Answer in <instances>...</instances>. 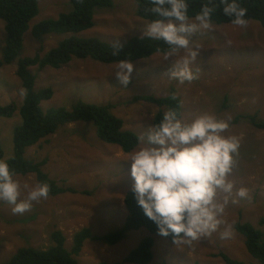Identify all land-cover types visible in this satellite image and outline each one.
Segmentation results:
<instances>
[{"label": "rangeland", "instance_id": "374dc122", "mask_svg": "<svg viewBox=\"0 0 264 264\" xmlns=\"http://www.w3.org/2000/svg\"><path fill=\"white\" fill-rule=\"evenodd\" d=\"M113 2L112 8L97 9L93 28L75 35L116 45L141 37L149 21L137 15L136 1ZM72 10L70 0H40L39 14L30 25L57 19ZM71 35L74 34H52L36 39L30 30L24 36L20 58L37 54L44 57ZM5 39V24L0 19V59ZM191 39L201 47L198 60L192 66L198 71V79L191 83L180 84L171 79L168 74L171 61L159 53L134 63L136 68L127 86L115 78L118 63L106 65L90 58L74 57L60 69L30 68L36 75V91L49 87L54 91L50 100L42 102L44 110L58 107L71 110L78 101L112 105L113 113L124 121V129L140 136L154 124L160 107L135 101V97L164 98L174 90L182 101L183 120L191 121L211 113L229 121L226 135L240 139L230 179L236 189L246 188L248 195L233 196L225 206L224 223L216 233L191 245L175 244L165 237L152 235L145 228L129 232L116 245L90 239L76 257L79 264L122 262L147 236L155 239L151 264H226L222 258L215 257L220 253L240 264H257L235 226L250 222L264 233V131L246 121L235 120L240 115H257L264 120V28L257 21H248L245 27L212 23L211 28L198 31ZM17 62L0 68L1 105L15 102L20 107L24 102L25 91L16 74ZM21 122L19 111L12 118L0 117L3 160L14 156L13 131ZM132 152L125 153L120 146L102 141L94 123L83 121L66 124L54 135L28 148L27 158L34 161L47 158L44 171L61 187L76 192L33 202L23 214H14L11 205L0 201V264L8 263L19 248L51 247L54 244L51 235L56 230L64 233L65 247L71 250L74 234L85 227L97 237L120 229L128 215L124 199L133 186L128 162ZM14 179L21 187L20 199L26 198L28 190L37 185L34 174L16 175ZM223 196V193L218 196L221 202ZM229 225L231 235L222 238L221 233Z\"/></svg>", "mask_w": 264, "mask_h": 264}, {"label": "trees", "instance_id": "16d2710c", "mask_svg": "<svg viewBox=\"0 0 264 264\" xmlns=\"http://www.w3.org/2000/svg\"><path fill=\"white\" fill-rule=\"evenodd\" d=\"M40 0H0V19L5 24L6 39L2 49L0 68L18 60L16 74L22 82L25 91L24 102L19 107L15 102L8 105L0 104V117L12 118L19 111L22 122L13 131L14 156L7 160L13 176H36L37 184L47 183L50 186L49 196H58L64 193H75L72 188L58 185L43 169L48 159L34 161L26 157L27 149L39 144L45 138L54 135L66 124L79 121L92 122L96 126L99 139L109 144L118 145L123 152L130 153L136 149L139 136L130 130L124 129V121L113 113L112 105H95L78 101L71 110L64 107L44 110L42 102L50 100L54 91L52 88L35 90L36 75L30 68L40 70L46 67L60 69L69 64L72 59H93L100 63L111 65L120 60H130L135 63L148 59L155 54H163L167 45L163 41H153L147 38L133 37L123 44H109L98 38H81L79 34L95 26L97 9L112 8L113 0H70L72 11L62 13L57 19H47L31 27V21L39 14ZM137 15L147 21L156 17L151 13L150 0H135ZM242 7L247 8V22L257 21L264 28V0H238ZM204 3L215 6L212 23L217 25L232 24L231 19L224 15L220 0H188L189 16L194 17ZM36 39H42L52 34H74L61 41L57 47L51 49L44 57L37 54L33 57L20 58L25 34L30 31ZM114 46L119 47V54L114 55ZM135 101H146L160 107L155 115L154 123L159 122L166 110H176L182 116V101L174 90L168 97L155 98L154 96H138ZM237 122L246 121L258 130L264 131V120L257 115H240ZM0 159H4L3 149L0 147ZM125 205L128 215L124 225L107 235L97 237L90 228L85 227L73 236V247L66 249V237L60 230L52 233L53 245L47 249L34 247L19 248L12 259L6 264H79L76 257L80 255L87 240H100L109 245H116L124 240L131 231L141 228L147 229L152 235H158L155 222L149 219L143 209L137 204L132 189L125 196ZM236 230L244 236L248 253L257 261L264 264V233L252 223H237ZM164 237V236H161ZM173 242L171 236L165 237ZM153 236L143 238L139 246L132 250L122 262L114 264H151L154 258ZM226 264H240L225 253L215 255ZM109 264V263H100ZM198 264V263H196Z\"/></svg>", "mask_w": 264, "mask_h": 264}, {"label": "clouds", "instance_id": "9594fccd", "mask_svg": "<svg viewBox=\"0 0 264 264\" xmlns=\"http://www.w3.org/2000/svg\"><path fill=\"white\" fill-rule=\"evenodd\" d=\"M150 11L156 17L142 29L141 39L163 41L167 45L164 59L171 61L169 77L180 84L198 79L193 65L201 47L192 35L212 26L215 6L204 3L200 11L189 16L188 0H150ZM223 13L231 23L247 25V8L238 0H220ZM119 47L114 46V55ZM135 64L120 60L114 71L120 84L131 83ZM228 120L204 113L191 121L183 120L176 110L163 113L159 122L149 125L138 138L131 153L132 192L144 214L155 222L158 234L171 236L173 243L192 244L210 237L224 223L225 206L233 196L245 198L248 190L235 188L230 179L239 154L240 139L226 135ZM27 187V186H26ZM50 186L39 183L20 199L21 187L14 179L6 160L0 159V201L12 206L14 214L30 210L33 202L47 199ZM223 193V200L218 199ZM235 202V200H233ZM229 225L222 238L231 235Z\"/></svg>", "mask_w": 264, "mask_h": 264}]
</instances>
